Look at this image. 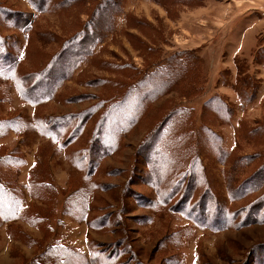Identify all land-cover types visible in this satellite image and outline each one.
<instances>
[{"label": "rangeland", "instance_id": "1", "mask_svg": "<svg viewBox=\"0 0 264 264\" xmlns=\"http://www.w3.org/2000/svg\"><path fill=\"white\" fill-rule=\"evenodd\" d=\"M112 1L118 7L108 12ZM42 3L49 11L37 10ZM93 28L100 40L74 69L65 66L51 100L29 103L23 91ZM0 42L20 54L13 77L0 76V184L16 187L20 200L0 221L36 225L0 229V264H44L63 247L85 256L82 264H101L91 256L113 264H264V184L237 201L226 186L235 180L245 191L264 174V0H0ZM177 60L187 77L174 78L164 94L145 107L136 96L123 99L135 80L168 72ZM221 103L229 118L217 112ZM111 104L124 109L108 111ZM174 111L183 117L171 124ZM33 119L59 120L63 132L49 140ZM5 120L18 127L7 131ZM180 122L216 139L209 147L200 134L192 145L202 153L203 178L192 174L167 195L156 141L178 139ZM94 142L105 144L100 157ZM196 180L203 184L194 190ZM24 186L33 195L25 215ZM206 204L230 206L237 220L222 231L195 224L191 208Z\"/></svg>", "mask_w": 264, "mask_h": 264}, {"label": "trees", "instance_id": "2", "mask_svg": "<svg viewBox=\"0 0 264 264\" xmlns=\"http://www.w3.org/2000/svg\"><path fill=\"white\" fill-rule=\"evenodd\" d=\"M118 3L112 1L111 3L108 4V12L111 11L112 8L118 7L117 6ZM51 7V3H42L41 6H36L37 10L39 11H44L47 10L49 11ZM104 10V7L101 8V11ZM99 12V9H98ZM96 14H98L96 12ZM27 23V21L25 22ZM24 26V25H23ZM23 28V27H22ZM95 29V28H93ZM92 30V29H91ZM97 30H94V33L92 35H89L88 33H84L81 35H78V38H80V40L78 41V43L75 45L77 47H72L70 49H72L71 52H69L68 58L67 60L60 62V65L54 66V68H52V65H50L44 72H42L40 74V76L38 77V75L36 76L37 78L42 79V82L38 83V86L32 85L29 88L26 89L25 91H23V93H26V100L30 101L29 103H32L33 105H38L39 102L41 101H47V100H51V97H53L56 88L61 84L62 79H65V76L63 75V72L66 71L65 66L68 64H71L72 69L75 68V66L77 65L78 61H80L82 58V54L84 52H89V50H91V48L93 47V44L96 42V40H100V38L98 37ZM89 35V36H88ZM91 36V37H90ZM1 44V47H3V50H0V76L2 73H6L5 75H9L11 78L13 77V75H10L9 73H14L15 74V68L17 66V58L20 56V54L18 56H15V54H11L10 52H7L6 49L4 48V44ZM80 48L77 50V48ZM181 63L177 60L174 61V64H172V67L170 69V71L168 72H162L159 75L156 76H152V77H141L139 80H135L133 79L134 83L133 86H131L125 93L123 96V99H128L130 98V96L132 95L133 97L136 96V98H138L139 102H142L143 106L145 107V104H148V102L152 101L153 99H156L158 96L164 94L167 91V88L169 89L171 82H176V80L174 78H178V76H182L184 74L187 75L188 72V68H180ZM174 65V66H173ZM126 71H135L137 72V69L133 66H127L124 67ZM13 71V72H12ZM173 71V72H172ZM138 73V72H137ZM46 74H48L47 77ZM128 74V73H127ZM43 75V77H42ZM136 75L132 74L131 76H129V79L134 78ZM184 75V76H186ZM193 75V73L191 74ZM128 77V76H127ZM187 77V76H186ZM155 78V79H154ZM24 81V77L22 79H20L21 84ZM28 81V80H27ZM27 81L24 82L25 84H27ZM44 81H47V84L44 85ZM39 88V89H38ZM25 89V87H24ZM41 90V91H39ZM40 92V93H39ZM23 99V100H25ZM32 101V102H31ZM145 102V104H144ZM218 102V101H217ZM117 104H111L108 105L107 110L108 111H112L115 108H119L118 111H123V107H118L116 106ZM210 104L208 103L207 107ZM224 108V109H223ZM217 109H223L222 111L217 110V112H219L221 115V117L225 118L229 116V109L225 108V105H223V103H221V108L217 107ZM114 112V111H112ZM117 112V111H115ZM177 115H180L183 117V115H181L180 112L178 111H174L170 116H172L171 119L172 122L171 124L175 123L176 120H178V118L176 117ZM220 116V115H219ZM105 118H108L107 115L105 114ZM128 120V119H127ZM59 121V120H58ZM57 120H52V119H48L42 121V120H32L34 127L36 128V130L38 132H40V134L42 136H46L49 138L52 137V135L54 136V138L58 139V137L60 136V134H62L63 132V127H62V123ZM183 121V119H182ZM132 122V121H130ZM2 127H7V131L9 129H15V127H18L17 123L14 121H10V120H5L2 122ZM183 126H182V131H180L178 134H175L178 136V139L176 140H167V141H163L162 137H159L158 140L156 141V146L159 145L162 147V151L163 155H158L155 152H151L150 156H153L152 154H156L158 155V159L161 160L162 157L166 158V164L164 163V165L166 166L164 168V171L168 174H165V177H167L168 180H166V178H164V184L165 187L168 188V192H166L167 195L170 194H174L172 192H170V190H176L178 191L179 187L185 183L187 180H190V176L192 174L196 175L198 177V175H201V178H203V173H204V168L201 167L202 165V158L201 156V152H199V150L195 147H193L192 145L195 143H198V140L201 141L200 139V134L202 136V138L204 137V141L207 140L206 136H208V142L207 145L210 147V145L213 147L214 143H210L209 140L214 141L215 135L212 131H210L208 128H203L202 132L198 133L196 132V129H193L194 126L192 125V127H190L191 129L189 130L187 125L189 123L187 122H180ZM171 124H166L167 127H169ZM1 125V124H0ZM123 128V127H121ZM106 132H110V129H112L111 127H107L106 128ZM116 133L118 134L119 132V128L115 129ZM123 129H120V131ZM165 130V127H164ZM171 133L170 130H166V133ZM163 133V131H162ZM195 133L198 134V138L196 139L195 137ZM165 137H167L165 135ZM164 137V138H165ZM96 142H94L93 147H92V155L95 153L99 152V157H100V153H103L105 151V144H101L98 143L95 144ZM205 143V144H206ZM204 144V145H205ZM157 148V147H156ZM161 150V148H160ZM155 151V149H154ZM96 158V157H95ZM89 164H90V159H88ZM148 164L150 163V159L147 162ZM156 165H160V164H156ZM240 165H244V163H240ZM264 165V164H263ZM154 175V173H153ZM205 177V176H204ZM253 176H251L252 178ZM256 176L254 178L255 182H253L245 191H242V188L239 190V188L236 185V181L235 180H227V184L226 186H228L227 191L229 194V199L231 201H237L238 199L242 198V197H246L249 196L250 193L254 192V190L256 189V187H259L261 185L264 184V174L261 175L260 177ZM250 178V179H251ZM166 180V181H165ZM203 180V179H202ZM193 181V180H192ZM197 186L196 189L197 190L199 188V183L201 185L202 182H199L198 180L195 181ZM9 184V183H8ZM203 184V183H202ZM212 184L214 187V182L212 179ZM234 186V187H231ZM161 185H159L158 188H160ZM207 189H209L210 192H212L213 188L211 187V183L208 184V182L206 183L205 186ZM13 187L11 185H8V187L1 185L0 184V216H2L3 218L5 216H7L10 212H12V208L14 207V205L16 204V202H18L19 199V192L17 191V188ZM160 190V189H159ZM184 190V189H183ZM6 202L11 203L12 206L11 208H9V210L6 209L5 205ZM218 205L221 206V202L217 201ZM222 203H224L226 205V203L224 201H222ZM230 207V206H229ZM227 207L226 209L224 208H218L215 205L210 208L207 204L202 206V207H198L197 209L195 208V206H193L190 210V219H192V221L199 225V226H205V227H210L212 230L214 231H222L223 229H226L227 227H230L234 221L237 220V218H235L236 213L231 212V207L229 208ZM60 250L53 252L52 254H50V256H48V258H46L44 260V264H50V262H52V264H69L70 261L72 262V264H82L86 261L85 256L81 255V254H75L74 251L68 250V248H59ZM92 257V262L94 263H101V264H113V260L108 256V257H101V258H97V256H91ZM42 259V258H41ZM43 262V261H42ZM175 262V259H174ZM35 264V263H33Z\"/></svg>", "mask_w": 264, "mask_h": 264}, {"label": "crops", "instance_id": "3", "mask_svg": "<svg viewBox=\"0 0 264 264\" xmlns=\"http://www.w3.org/2000/svg\"><path fill=\"white\" fill-rule=\"evenodd\" d=\"M35 167H36V164H35V162H32L31 164L29 163L28 164V171H29V173L31 174V176L33 175V171L35 170ZM26 168V169H27ZM25 176V175H24ZM27 178H28V181L30 180L29 178H30V175H28V173H27V176H26ZM27 180H26V185H27V182H28ZM25 184H22V185H25ZM24 191H25V193H24V196H25V200H24V205H23V207L21 208V210H20V213H22V214H24L25 215V211L24 210H26L27 208H28V203H27V196H29V197H31L32 198V194L30 193V191L28 190V187H25L24 186ZM27 195V196H26ZM59 199V198H58ZM59 204H60V199H59ZM12 222H14L15 224H17V223H27L28 224V226H30L31 228L32 227H34V226H36L35 224H31V223H29V220L28 219H26V217H25V219L24 218H19V219H16V220H14V221H8V222H5V221H3V220H1L0 221V229H4L5 230V232H6V227H7V225H8V223H12ZM0 251H1V246H0Z\"/></svg>", "mask_w": 264, "mask_h": 264}]
</instances>
